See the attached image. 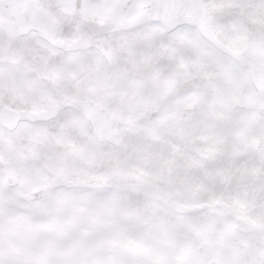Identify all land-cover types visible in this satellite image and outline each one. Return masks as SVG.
<instances>
[{"label":"snow or ice","instance_id":"snow-or-ice-1","mask_svg":"<svg viewBox=\"0 0 264 264\" xmlns=\"http://www.w3.org/2000/svg\"><path fill=\"white\" fill-rule=\"evenodd\" d=\"M0 264H264V0H0Z\"/></svg>","mask_w":264,"mask_h":264}]
</instances>
